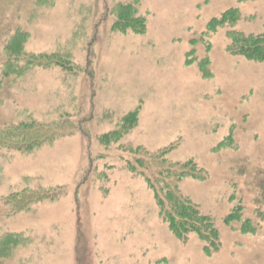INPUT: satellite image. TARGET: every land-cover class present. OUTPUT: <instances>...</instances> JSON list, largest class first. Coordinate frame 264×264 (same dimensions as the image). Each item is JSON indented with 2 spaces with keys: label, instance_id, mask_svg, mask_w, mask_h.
Segmentation results:
<instances>
[{
  "label": "rangeland",
  "instance_id": "rangeland-1",
  "mask_svg": "<svg viewBox=\"0 0 264 264\" xmlns=\"http://www.w3.org/2000/svg\"><path fill=\"white\" fill-rule=\"evenodd\" d=\"M263 35L264 0H0V131L54 135L0 133V264H264ZM139 149L193 164L216 248L169 228Z\"/></svg>",
  "mask_w": 264,
  "mask_h": 264
},
{
  "label": "trees",
  "instance_id": "trees-1",
  "mask_svg": "<svg viewBox=\"0 0 264 264\" xmlns=\"http://www.w3.org/2000/svg\"><path fill=\"white\" fill-rule=\"evenodd\" d=\"M242 49L243 55L248 58L264 59V35L243 40ZM46 131L42 130L41 126H24L14 130L6 129L0 133L8 136L10 132H13L12 134L19 138L16 143H13L14 146L29 150L54 136H47ZM136 153L139 157L133 161L132 165H128V168L146 178V182L154 190L160 214L169 228L177 237L194 233L208 242L210 247L216 248L218 246L217 232L212 221L202 215L195 205L177 191V183L183 177L193 174V164H171L164 159L165 152L150 154L139 149ZM51 196L54 194L41 193L35 198L39 200Z\"/></svg>",
  "mask_w": 264,
  "mask_h": 264
}]
</instances>
